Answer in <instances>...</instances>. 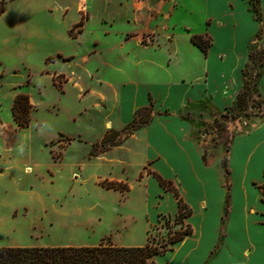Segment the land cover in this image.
Returning a JSON list of instances; mask_svg holds the SVG:
<instances>
[{
  "label": "rangeland",
  "instance_id": "rangeland-1",
  "mask_svg": "<svg viewBox=\"0 0 264 264\" xmlns=\"http://www.w3.org/2000/svg\"><path fill=\"white\" fill-rule=\"evenodd\" d=\"M240 1L257 22L253 5L258 3L262 12L264 0ZM221 2L210 1L209 17L214 20L221 18ZM0 6V246H140L148 240L153 244L164 241L180 228L166 215L157 218L145 236L143 233L146 205L139 186L146 184L150 169L139 165V157L125 150L108 152L120 148L141 129L114 126L118 104L108 99L107 85L108 78L116 80L119 76L108 69V54L128 69L130 60L142 57L131 50V44L156 50L170 44L173 32L186 34L189 28H200L206 14L204 0H87V7L80 9L78 5L79 10L75 0H0ZM111 14L118 16L112 28L126 27L118 41L114 34L108 36ZM24 26L37 27L39 34L19 33ZM214 30L215 51H230L238 45L237 39L226 37L218 26ZM263 32L255 33L248 51L264 50ZM116 41L123 45V52L131 50L130 60H116L118 52L112 48ZM176 41L184 48V36L177 34ZM165 56L163 51L152 53L157 61ZM46 57L53 61L43 66ZM246 63L252 73L258 69L249 60ZM142 66L145 73L157 74L156 69ZM137 70L129 71L134 77H142ZM261 83L264 95V76ZM16 91L28 92L30 97L27 126H19L11 114ZM257 97L252 94L241 112L232 103L215 114L223 123V132H216L212 117L195 133L205 156L221 153L225 172L231 137L245 134L264 116V104L259 105ZM189 108L197 123L211 116L204 102ZM237 113L241 114L234 118ZM191 126L195 128L196 123ZM129 146L138 148L139 144L129 140ZM239 148V168L231 170V181L240 193L247 187L252 195L258 184L254 180L263 170L248 165L244 159L247 151L241 145ZM112 156L130 163L108 160ZM121 173L126 177L121 182L127 190L105 187L108 175ZM252 176L253 180L249 178ZM131 188L129 198L122 200L119 195ZM255 195V202L250 197L249 212H259L260 196ZM122 225H131L132 232L126 233ZM130 237L134 241H129ZM209 262L211 259L205 263Z\"/></svg>",
  "mask_w": 264,
  "mask_h": 264
},
{
  "label": "crops",
  "instance_id": "crops-1",
  "mask_svg": "<svg viewBox=\"0 0 264 264\" xmlns=\"http://www.w3.org/2000/svg\"><path fill=\"white\" fill-rule=\"evenodd\" d=\"M210 1L204 0L206 14L200 28L195 31L189 28L186 34L181 31L173 32L170 44L156 50L136 48L131 44V50L142 54L136 60L129 59L130 49L123 52V45L117 44V36L126 28H112L118 16L111 14V23H108V36L114 34L117 37L116 43L112 44V48L118 52L116 60L126 62L129 59V67L142 73V77H134L129 67L124 68L108 54V69L119 76L116 80L108 78L107 85L108 99H114L118 104L114 126L123 128L133 119L136 109H150V119L133 137L120 148L108 150L113 153L121 149L137 155L139 165H146L150 169L146 174V184L139 186L145 194L144 236L146 229L157 222V218L166 215L174 219L178 197L190 209L183 221L191 227V233L171 244V248L165 252L153 255L148 264H264V203L259 198V212L248 211L250 202L256 201L255 194L260 196L259 189H255V194L252 192L251 195L250 188L246 187L247 190L240 193L231 181V170L238 167L240 145L247 151L244 157L247 164L264 170V116L253 123L245 134L231 137L227 152V172L221 165V153L216 157H212L211 153L205 156L200 147L202 142L195 134L204 121H209L215 114L230 106L241 88V71L248 61V43L255 33H262L264 30V4L261 6L260 19L256 22L240 0H222L221 18L214 20L213 16L209 17ZM86 3L87 0L85 6ZM75 4L79 10L76 0ZM214 26H218L229 39H237L238 45L230 51L219 48L215 51ZM24 31L26 35H38L40 30L35 26L19 29V33ZM177 34L184 36V48L177 43ZM191 35H202L209 40L210 44L205 52L191 42ZM108 49H111L110 46ZM161 51L166 52L162 61L152 57V53ZM48 58H45L43 66L53 61L51 57L50 60ZM87 58L90 63V55ZM139 62L156 69L157 74L154 76L145 73L146 69ZM45 71H48L47 68ZM263 76L264 68L258 80V90L264 100L261 83ZM16 93L24 92L16 91L14 95ZM198 102L209 106L211 116L200 118L197 123L189 105ZM192 123H196L195 128H192ZM129 140H134L139 147L129 146ZM90 151L91 149L87 155H90ZM241 158L243 160V156ZM108 160L130 163L113 156ZM121 174L108 175V181L125 184L121 179L126 177ZM156 175L169 181L178 197L171 190L164 189ZM249 178L253 180L254 177ZM256 179L254 182L262 183L264 174ZM227 183L228 187L225 186ZM132 188L124 195H119L122 200L129 198ZM131 227L121 226L126 233L132 232ZM221 232L223 235L220 242ZM129 241L134 240L130 237ZM207 259H211V262L205 263Z\"/></svg>",
  "mask_w": 264,
  "mask_h": 264
},
{
  "label": "trees",
  "instance_id": "trees-1",
  "mask_svg": "<svg viewBox=\"0 0 264 264\" xmlns=\"http://www.w3.org/2000/svg\"><path fill=\"white\" fill-rule=\"evenodd\" d=\"M256 19H260L258 3L253 5ZM3 7L0 6V14ZM202 35H191V42L203 52L206 51L209 40H203ZM258 54V56L256 55ZM262 57V60H260ZM51 58L49 57L48 60ZM248 60L258 69L252 73L247 63L242 68V86L237 92L233 103L241 112L246 107L248 99L252 94H256L259 105L264 104L263 98L258 90V80L264 68V50L248 51ZM254 101V99H252ZM31 103L25 93H16L11 104V114L19 126H27L30 120L29 112ZM237 113L234 118L239 117ZM150 119L149 107L136 109L133 119L123 128L131 127V130L138 129ZM217 133L224 131L222 122L216 117L213 118ZM264 174V170H263ZM159 184L167 190H171L176 197L178 193L169 181L156 175ZM107 188L116 190H126L125 184L118 182H106ZM260 192V200L264 203V181L257 185ZM178 209L173 219L174 224H179L180 228L173 232L160 243L153 244L147 241L140 246H121L113 244H97L82 246H0V264H148L150 258L155 254H160L171 248V244L181 240L185 235L191 233V227L184 223V218L190 213L187 204L180 197L177 199Z\"/></svg>",
  "mask_w": 264,
  "mask_h": 264
},
{
  "label": "bare ground",
  "instance_id": "bare-ground-1",
  "mask_svg": "<svg viewBox=\"0 0 264 264\" xmlns=\"http://www.w3.org/2000/svg\"><path fill=\"white\" fill-rule=\"evenodd\" d=\"M77 2H78V5H79L80 9L85 7L86 0H77Z\"/></svg>",
  "mask_w": 264,
  "mask_h": 264
}]
</instances>
